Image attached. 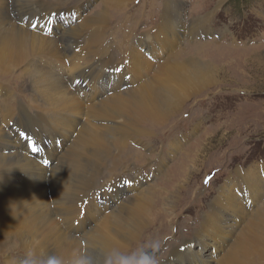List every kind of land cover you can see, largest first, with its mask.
<instances>
[{
    "label": "bare ground",
    "instance_id": "6f19581e",
    "mask_svg": "<svg viewBox=\"0 0 264 264\" xmlns=\"http://www.w3.org/2000/svg\"><path fill=\"white\" fill-rule=\"evenodd\" d=\"M107 1L127 7L134 0ZM183 1L158 2L159 23L155 32L142 34H146L143 46L132 38L138 22L117 26L116 30L127 32L118 41L112 38L118 52L111 54V43H103L109 16L104 5L79 26L52 38L42 34L54 26L58 10L54 1L0 0V264H74L81 254L90 264H101L109 249L124 252L143 229L157 223L153 221L159 212L169 216L167 211L176 203L175 187L170 192L149 186L151 178L134 175L139 168L128 174L127 188L110 184L99 194L95 177L105 159L117 167L119 155L131 158L128 141L134 135L149 133L151 125H164L179 112L184 97L214 78L216 66L202 59L201 52L211 42L194 40L210 30V16L195 17L192 10L183 19ZM83 30L89 31L88 50L80 57ZM142 47L156 59L171 50L164 59L152 62ZM140 124L145 130L139 129ZM51 132L60 136L55 145ZM172 140L164 150L167 153L180 143ZM194 146H188L177 161L182 173L174 179L175 186L193 169L196 155L189 152ZM141 147L155 155L163 152L148 144ZM46 148L51 158L46 157ZM164 158L150 162V171L155 172L159 163L160 169ZM231 174L234 183H223L198 216L202 225L196 229L197 240L204 244L210 237L213 246L221 244L220 249L230 233L223 218L229 212L236 218L248 215L249 223L220 258L216 251L205 258L195 250L198 264H264V202L260 203L264 198L256 202V209H249L264 193V165L236 168ZM112 177L115 181L118 176ZM242 191L249 198H242ZM184 245L172 252L173 257L170 254L171 260L157 264H175V259L192 264L191 244Z\"/></svg>",
    "mask_w": 264,
    "mask_h": 264
},
{
    "label": "rangeland",
    "instance_id": "374dc122",
    "mask_svg": "<svg viewBox=\"0 0 264 264\" xmlns=\"http://www.w3.org/2000/svg\"><path fill=\"white\" fill-rule=\"evenodd\" d=\"M52 1H54L52 3L58 10L55 12L52 31L42 34L46 37L53 38L57 32L61 31L67 33L68 29L70 31L79 26L90 14L102 9V5L108 9L109 13L106 23L107 29L103 39L104 45H109L114 40L118 41L119 38L121 39L122 33L127 32L123 29L116 30L117 26L119 27L122 24L129 26L131 23L134 25L138 22L132 31V38L142 43L146 36V34H142L147 31L148 34L150 31L155 32L156 27L154 28V25L159 23L157 15L160 14L158 7L160 0H154L156 3L151 0H134L130 4L128 3L127 7L111 6L107 0ZM218 1H183V19H186L192 10L195 17L205 16L206 14L210 16V30L194 40L204 43L211 42L201 52L202 54L205 53L202 59H207L210 64L216 66L214 68V78L204 84L198 91L195 90L193 93H189L186 98L184 97L179 112L168 118L164 125L160 127L151 125L149 128L147 127L149 133L141 136L134 135V140H127L134 150H127V154L129 153L128 155L131 158L119 155L117 158L119 164L116 163L117 167L112 166L113 162L111 160L105 159L101 162V167L99 166L100 169L95 177V190L98 194L104 187H109L110 184L114 185L115 189L119 187L127 188L130 186L127 180V178H130L128 174L138 168V172H135L134 175L137 176L136 178H151L149 186L156 184L157 188H161L162 191L164 189L170 191L175 187L173 192L175 191V195L177 194L176 203L173 204L172 210L167 211L169 216L165 217L162 215L163 211L159 212L153 221L157 223L149 224L151 227L147 225L148 228L145 227L146 229H143L137 235V240L134 241L137 244L134 245L135 243L132 241L124 250L125 253L129 254L141 248L145 251L152 250L147 245L159 239L161 247L153 255L156 264L157 262L163 263L165 260H169L171 255L173 257L172 252L180 249L182 244L186 245L187 242L192 247H190L193 253L191 256L195 257L193 261H190L192 264H198L197 255L194 254L195 250L198 253L202 252L203 255L206 254L205 258L216 251L218 252L217 256L220 258L239 232L246 229L249 216L236 218L230 212L223 216V218H227L224 222H227V232L230 233L228 232V240L220 249H218V246L221 244L213 246V240L210 237H205L204 244L199 243L198 236L195 233L196 229L200 228L202 224L198 216L205 213L209 201L211 198L216 197V191L223 183L229 186L234 183L235 177L231 174L232 171L236 168L245 170L247 167L255 169L259 164L264 165V0H223L221 6ZM75 15H79L77 20ZM82 32L81 39L84 43L81 44L82 55L80 54V57L86 55L88 50L85 41L89 31L83 30ZM181 43H183V39L179 42V46L183 47L185 43L182 45ZM144 44L142 43V46ZM110 46L111 54L118 52L117 47L115 48L116 44L111 43ZM96 50L102 49L96 47ZM169 50L171 49H168L158 59L152 58L151 52L147 50H143V53L152 62H155L170 54ZM34 58L35 60H42L37 56ZM129 78V75L126 76L127 80ZM112 79L109 82H112ZM131 83L135 84L136 82L131 80ZM14 86L17 87L16 83H14ZM23 91L26 92L27 90ZM143 127L144 125H139V129L145 130ZM49 134L51 142L55 145L58 136L52 132ZM173 138L179 140L180 143L172 153H167L164 150L171 144ZM61 139L68 140L65 137ZM141 143L148 144L152 150L160 149L163 152L161 155L149 153L146 149H142ZM195 144H197L196 147ZM188 146H194L195 149L190 150L189 155L195 154L196 160L193 169L188 170V175L182 176L180 182L175 186L176 184L173 182L182 173L179 172L180 166L177 165V161L180 155L186 152ZM45 150L46 157L51 158V152H48L47 148ZM136 151L142 155L139 154L135 157L137 155L135 154ZM35 154L39 155L38 152ZM56 155L57 153H55ZM152 155L151 163L163 155L165 156L161 168L159 169V163L155 172L150 171L151 163L146 160L147 157ZM42 164L44 163L42 162ZM186 164L192 163L188 161ZM112 176L118 177L114 181ZM111 178L112 181H108ZM118 179L119 181H117ZM206 180L207 183H205ZM139 190L140 188L135 191ZM253 193H251V197H253ZM263 194L258 196L259 200L257 198L254 202L256 203L264 198ZM241 196L242 198H249L246 192L243 191ZM163 197L165 196L163 195ZM164 201L166 199H163V203ZM244 201L248 200L245 199ZM261 202H264V199ZM257 203L249 209H256ZM247 205H250V203ZM74 225L78 226L77 222ZM262 231L264 233V230ZM257 232H261V230ZM183 251L177 253L182 254ZM173 263L179 264L176 259ZM101 264H104V262Z\"/></svg>",
    "mask_w": 264,
    "mask_h": 264
},
{
    "label": "clouds",
    "instance_id": "9594fccd",
    "mask_svg": "<svg viewBox=\"0 0 264 264\" xmlns=\"http://www.w3.org/2000/svg\"><path fill=\"white\" fill-rule=\"evenodd\" d=\"M147 247H150L153 252L158 251L161 247V241L157 239L147 245ZM74 264H90V262L86 256L81 254L74 261ZM104 264H156V261L153 256L143 248L131 254L122 252L119 249H109Z\"/></svg>",
    "mask_w": 264,
    "mask_h": 264
},
{
    "label": "snow or ice",
    "instance_id": "6c2138e0",
    "mask_svg": "<svg viewBox=\"0 0 264 264\" xmlns=\"http://www.w3.org/2000/svg\"><path fill=\"white\" fill-rule=\"evenodd\" d=\"M208 181L206 180L205 183H207Z\"/></svg>",
    "mask_w": 264,
    "mask_h": 264
},
{
    "label": "water",
    "instance_id": "95a60500",
    "mask_svg": "<svg viewBox=\"0 0 264 264\" xmlns=\"http://www.w3.org/2000/svg\"><path fill=\"white\" fill-rule=\"evenodd\" d=\"M150 253V252H149Z\"/></svg>",
    "mask_w": 264,
    "mask_h": 264
}]
</instances>
